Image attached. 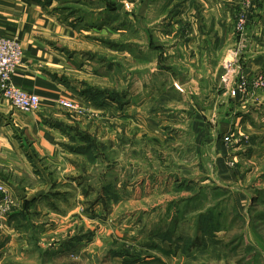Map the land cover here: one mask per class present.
I'll use <instances>...</instances> for the list:
<instances>
[{
    "label": "crops",
    "instance_id": "0c3cea01",
    "mask_svg": "<svg viewBox=\"0 0 264 264\" xmlns=\"http://www.w3.org/2000/svg\"><path fill=\"white\" fill-rule=\"evenodd\" d=\"M242 6L243 0H0V36L16 40L23 52L12 84L40 100L36 112L23 113L0 96V184L15 203L0 222V264H44L41 254L49 250L48 260L62 251V204L71 200L77 206L68 211L75 219L65 218V227L73 224L71 238L81 236L80 225L99 229L100 211L115 212L119 198L94 192L92 199L101 198L89 210L96 219L80 215L78 206L91 199L93 181L99 183L87 175L109 171L119 143L124 152L136 142L159 146L174 134L183 181L211 162L218 189L237 185L230 162L240 171L247 157L264 156V91L242 95L221 82L222 62L236 48L238 72L264 74V0H252L240 45L235 24ZM97 91L105 94L93 96ZM59 98L78 103L86 116L59 109ZM73 129L106 146L96 164L67 148ZM232 132L236 142L223 143ZM237 134L248 137L247 146ZM143 179L122 186L131 209L149 204L150 197L132 196L145 190ZM171 184L162 199L163 183H154L152 207L159 216L183 197ZM106 200L111 206L104 209ZM25 203L30 207L16 215ZM35 254L33 263L25 257Z\"/></svg>",
    "mask_w": 264,
    "mask_h": 264
},
{
    "label": "rangeland",
    "instance_id": "374dc122",
    "mask_svg": "<svg viewBox=\"0 0 264 264\" xmlns=\"http://www.w3.org/2000/svg\"><path fill=\"white\" fill-rule=\"evenodd\" d=\"M170 136L173 138L164 140L160 145L156 144L159 146L149 143L140 146L136 142L130 150L126 149L124 152L122 143H119L108 158L111 159L109 162L113 169L108 167L110 170L104 174H101L100 170H93L87 175L93 180L99 179L97 180L99 183L93 181V187L89 188L91 199L88 203L78 206L83 208V212L79 211L80 215H88V218L96 219L95 212L90 211L94 208V200L101 198L92 199V196L96 191L104 195L101 191L106 186L109 188V193L113 194V199L119 198L120 203L115 212L110 208V204L108 205L110 209L107 211L104 210L103 205L107 216L103 214L104 211H100L103 221H97L98 230L93 231L95 228L78 226L83 240L73 248H68L66 245L73 236L68 228L73 224L65 227V221L75 219L76 215L68 217V211H73L76 205L72 200L62 204V251L59 250L55 257L52 254L48 260L49 250L41 254L44 264H264V156L247 157L246 161L241 162L240 171L238 166L230 168L238 172V186L235 183L229 184V189H218L217 180L213 179L209 171L211 162L205 163L209 170L198 171V168L192 170L189 180L191 182L187 184V181L183 182L181 179L178 168L182 158L173 154L172 146L176 144V136L174 134ZM190 160L191 162L188 159L189 163L197 165L195 158ZM155 167H157L156 173ZM142 168H144L143 172L145 170L144 176L140 173ZM142 178L145 180V190L141 189L142 193L136 195L133 191L132 196L139 198L140 194H143L144 198L150 197L149 204L142 205L148 215L144 220H141L142 206L136 204L135 208L131 209V205L124 203L132 199L125 195L122 188L124 183L138 186ZM156 182L163 183L160 192L162 199L169 198L171 183L175 185L173 193L175 191L183 196L177 198L178 202L175 206L168 205L169 208L166 206L165 212L160 216L159 208L152 207L155 201L153 188ZM184 183L188 185L190 191H183L184 188H180L182 191L178 192L177 187L183 186ZM96 184L100 187L98 188ZM207 210H212L211 221L214 217L217 219L214 223L216 231L210 232L213 233L211 241L209 235L204 234V230H198L196 227L197 216ZM168 211H173V219L164 221ZM184 215L189 219L182 220ZM160 233L163 234L159 235ZM167 233L169 235L172 233L173 243L163 244L160 236ZM99 235L102 237L98 239ZM196 237L199 242L194 247L183 251L176 249L177 245L182 248L184 242L194 240ZM107 240L110 241L107 243ZM156 241L162 248L157 244L154 246ZM124 250L129 251V257H122L119 254L124 253ZM163 251L169 252V255H163ZM112 252H117L116 254L120 256ZM36 256L38 254L32 257L25 255L31 263L36 260Z\"/></svg>",
    "mask_w": 264,
    "mask_h": 264
},
{
    "label": "built area",
    "instance_id": "2783aa9c",
    "mask_svg": "<svg viewBox=\"0 0 264 264\" xmlns=\"http://www.w3.org/2000/svg\"><path fill=\"white\" fill-rule=\"evenodd\" d=\"M252 0H243V6L238 14L235 24V32L238 36L239 44L246 43V24L247 13ZM240 48H236L229 53L222 62L221 82L225 86L232 85L242 94L249 92L264 91V74L247 76L238 72ZM23 52L16 40L7 39L0 36V96L7 100L11 106L23 113H34L39 109L40 100L37 96L28 94L12 84V76L21 65ZM176 89H179L176 87ZM55 105L69 114L78 118L86 116L87 112L81 108L78 103L66 98H59ZM239 135V134H237ZM241 146L248 145V137L239 135ZM234 132L224 136L223 142L227 145H233L236 142ZM230 168L234 166L230 162ZM15 207L14 200L9 195L6 188L0 184V222L7 220Z\"/></svg>",
    "mask_w": 264,
    "mask_h": 264
},
{
    "label": "trees",
    "instance_id": "16d2710c",
    "mask_svg": "<svg viewBox=\"0 0 264 264\" xmlns=\"http://www.w3.org/2000/svg\"><path fill=\"white\" fill-rule=\"evenodd\" d=\"M104 94H105V92H98L97 91L93 94V96L104 95ZM112 95L113 94L109 93L110 97H112ZM90 98L93 99L92 96H90ZM72 132H73L72 136H70V140H69L70 145L67 146V148L71 152L78 153L80 155H85L89 164H92V165L96 164L101 157V153H104L106 151V146L103 143L98 142L94 137H91L87 133L82 132L78 129H73ZM183 182H186V181H183ZM186 183L188 184V182H186ZM187 184L184 183L183 186L179 185L177 187V191L178 192L182 191V190H180V188H184L183 191H190L189 188H187V186H188ZM101 192L104 194L106 199H108V197L111 195V193H109V188L107 186L104 187ZM192 199H194V198H189L188 200H192ZM103 205H104V208H106L109 205V201L108 202H107V200L104 201ZM29 207H30V205H28L27 203L23 204L16 215L20 216L21 213L26 208H29ZM211 218H213L212 217V210H207L206 212L198 215L197 221H196L197 229L198 230H200V229L204 230V234L209 235L210 241H211L212 235H213V233L211 234L210 232L211 231L215 232L217 229L214 227V223L217 222V219L214 217V220L211 221L210 220ZM82 240H83L82 236H75V237L71 238L67 242L66 245L68 246V248H70V247L74 246L76 243L82 242ZM160 240H161V242L169 241L170 243H173V240L171 239V237L168 233L160 236ZM177 242L179 243V241H177ZM198 242H199V239H198V237H196L194 240L192 239V240H189L187 242H184L182 244V248L179 245H177L176 249H179L182 251L187 250V248L189 249V247H194L195 244ZM112 253L116 254L117 252H112ZM119 254L122 257H129V255H130L128 250H124V253H119ZM119 254H116V255H119ZM162 254L168 256L169 252L163 251Z\"/></svg>",
    "mask_w": 264,
    "mask_h": 264
}]
</instances>
